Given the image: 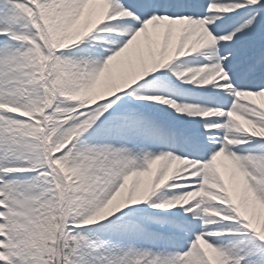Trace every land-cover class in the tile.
I'll list each match as a JSON object with an SVG mask.
<instances>
[{
    "label": "snow or ice",
    "instance_id": "snow-or-ice-1",
    "mask_svg": "<svg viewBox=\"0 0 264 264\" xmlns=\"http://www.w3.org/2000/svg\"><path fill=\"white\" fill-rule=\"evenodd\" d=\"M0 264H264V0H0Z\"/></svg>",
    "mask_w": 264,
    "mask_h": 264
}]
</instances>
